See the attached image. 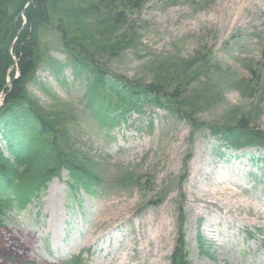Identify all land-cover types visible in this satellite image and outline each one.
Instances as JSON below:
<instances>
[{"label": "rangeland", "instance_id": "rangeland-1", "mask_svg": "<svg viewBox=\"0 0 264 264\" xmlns=\"http://www.w3.org/2000/svg\"><path fill=\"white\" fill-rule=\"evenodd\" d=\"M112 6L134 39L117 57L102 58L108 72L178 88L201 127L243 120L264 133V0ZM41 45L46 53L27 91L42 108L69 114L99 187L71 205L63 180L53 179L38 206L4 218L0 264H170L180 216L190 264H264L263 152L219 150L206 129L157 108L101 130L59 38L44 31ZM198 234L210 258L198 254Z\"/></svg>", "mask_w": 264, "mask_h": 264}, {"label": "trees", "instance_id": "trees-1", "mask_svg": "<svg viewBox=\"0 0 264 264\" xmlns=\"http://www.w3.org/2000/svg\"><path fill=\"white\" fill-rule=\"evenodd\" d=\"M121 1L0 0V227L5 217L18 215L37 202L51 179L63 172L74 196L92 194L98 185L88 156L69 128V114L42 108L27 91L46 53L41 45L44 31L59 38L73 77L85 79L84 106L97 127L115 130L127 125L131 116L145 114L146 108H158L185 119L198 131L206 129L220 148L264 150V133L250 129L248 122L201 127L191 122L193 107L186 102L192 99L184 100L178 88L168 92L164 84L131 81L108 72L102 58L117 57L133 45L123 12L112 6ZM12 57L19 74L14 80V69L7 74L14 65ZM7 77L12 81L4 90ZM183 229L180 216L170 264H189ZM196 244L199 255L211 257L200 234Z\"/></svg>", "mask_w": 264, "mask_h": 264}, {"label": "bare ground", "instance_id": "bare-ground-1", "mask_svg": "<svg viewBox=\"0 0 264 264\" xmlns=\"http://www.w3.org/2000/svg\"><path fill=\"white\" fill-rule=\"evenodd\" d=\"M140 249H141L140 251H142V248L141 247H140ZM141 259H142V257H141ZM127 264H130V263H127ZM133 264H136V263H133Z\"/></svg>", "mask_w": 264, "mask_h": 264}]
</instances>
